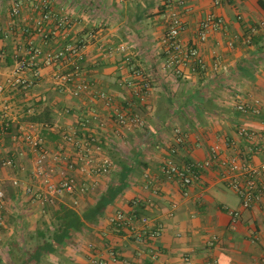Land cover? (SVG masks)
I'll list each match as a JSON object with an SVG mask.
<instances>
[{"label":"crops","instance_id":"1","mask_svg":"<svg viewBox=\"0 0 264 264\" xmlns=\"http://www.w3.org/2000/svg\"><path fill=\"white\" fill-rule=\"evenodd\" d=\"M14 3L18 14L11 16ZM260 3L0 0V83L16 78L12 71L29 59L30 47L43 53L76 49L51 65L40 62L35 79L24 70L19 77L26 84H6L0 93V264H264V191L243 209L225 176L230 159L246 166L264 161L254 150L264 135ZM44 10L52 17L37 31ZM173 16L183 24L182 49L196 48L202 62L183 59L179 76L176 65H166ZM208 16L221 24L199 41V23ZM55 19L66 24L58 27ZM74 65L79 77L59 88L55 76ZM77 82L87 89L74 94ZM133 87L144 91L143 99ZM256 100L259 114L234 108ZM46 112L49 126L43 124ZM118 113L134 114L142 125L120 124ZM239 127L254 137H240ZM175 129L187 137L171 154ZM26 135L40 140V164ZM212 145L216 160L189 186L162 173L169 158L179 165L206 160ZM6 158L11 167L1 166ZM105 160L107 172L96 173ZM63 180L77 189L45 190V182ZM117 212L131 224L113 227ZM143 229L159 234L138 237Z\"/></svg>","mask_w":264,"mask_h":264},{"label":"built area","instance_id":"2","mask_svg":"<svg viewBox=\"0 0 264 264\" xmlns=\"http://www.w3.org/2000/svg\"><path fill=\"white\" fill-rule=\"evenodd\" d=\"M215 4L218 1H214ZM43 8L47 9L46 4L42 3ZM18 3H14L11 9V16H16L18 14ZM52 16L49 11L44 10L39 17V19L35 22V26L37 31H39L40 26L43 22L49 20ZM56 25L58 27H62L66 24L65 19H55ZM221 24V19L213 16H208L204 18L198 26L197 38L199 41H203L206 36V32L208 29L218 28ZM183 30V24L180 18L177 16H173L168 23L167 31L165 34V41L171 48L172 54L167 59L166 65H179L183 59H193L197 65H201L202 62L197 55L196 48L188 47L185 50L182 49V46L179 41L180 33ZM1 31V28H0ZM123 50V47L120 48ZM76 49L67 47L62 52H54V53H43L41 50L37 48L30 47L28 54L30 55L28 60H21L17 62L15 68L12 71V74L16 76L15 79L6 78L5 83H0V93L4 90V85H14V84H26L23 80L20 79L19 75L24 70H29L31 73V77L33 79L38 77V67L40 62L46 65H51L59 61L64 54H75ZM173 70V74L175 76L180 75V69L177 66ZM79 68L77 65H74L73 70L69 73H62L55 76L56 85L59 88L64 87L65 85L74 83V81L79 77L78 76ZM87 89V86L84 83L77 82L75 85L74 94L80 91H84ZM132 92L139 98H144V91H142L139 87H133ZM105 104H109V98L104 97V95H100ZM235 110L239 112H251L253 114H259L261 111V105L259 101H254L252 105L239 103L235 107ZM117 121L120 124L129 123L135 126H141L142 122L138 116L131 114L127 118L118 113ZM7 128V124H4L3 129ZM237 134L240 137H244L245 139L251 140L254 137V132L248 130L244 127H239L237 129ZM186 135L182 133L180 130H174V147L171 148L170 153H176L177 147L182 145L186 140ZM25 142L32 149L33 152L36 153V163L40 164L43 158V154L39 149L40 140L37 138H32L30 135H26L24 137ZM255 152L260 154L264 158V135L260 137L257 146L255 147ZM218 154V147L216 145H212L208 148V158L202 162H185L181 165L176 163L172 158L167 159L164 162L162 167V173L168 179H175L181 188H185L191 184V182L196 179L199 173L207 169L211 166L212 162L216 160ZM13 165L12 160L6 158L1 161L2 167H11ZM109 167L108 162L103 161L96 169V173L103 174L107 172ZM226 184L229 188L236 191V193L240 197V205L243 209H247L251 206L253 202L258 201L259 195L264 191V161L258 166H246L235 159H230L227 163V172H226ZM13 186L18 185V181L13 179L11 181ZM77 189V185L72 180H63L57 184L45 182V190L48 193H71ZM26 194H31L32 189L30 187H26L24 189ZM2 197V193L0 192V198ZM233 216L236 215L235 212H231ZM141 224H144L146 221L144 218L139 220ZM132 219L130 217H124L121 212H117L111 219L110 224L113 227H121L122 225L131 224ZM157 230L146 231L141 230L138 232L139 236H146L148 238H156L158 236Z\"/></svg>","mask_w":264,"mask_h":264},{"label":"trees","instance_id":"3","mask_svg":"<svg viewBox=\"0 0 264 264\" xmlns=\"http://www.w3.org/2000/svg\"><path fill=\"white\" fill-rule=\"evenodd\" d=\"M260 6L262 7V9H264V5H263V4L260 3ZM138 101H139V99H138ZM47 114H48V113L46 112V113H45V116L48 117ZM50 120H51V118L48 117V119H46V120L43 121V124L49 126V125L51 124V123H50Z\"/></svg>","mask_w":264,"mask_h":264}]
</instances>
